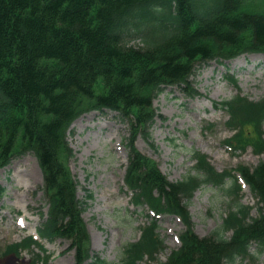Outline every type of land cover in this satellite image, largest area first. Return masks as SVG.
<instances>
[{"label":"trees","instance_id":"1","mask_svg":"<svg viewBox=\"0 0 264 264\" xmlns=\"http://www.w3.org/2000/svg\"><path fill=\"white\" fill-rule=\"evenodd\" d=\"M136 37L140 44L133 45ZM253 52H264V0H0V166L16 154L36 156L49 204L40 235L68 241L74 264H243L253 244L264 252V160L235 168L258 200L253 216L240 202L231 169L217 170L206 154L193 151L194 173L172 181L134 146L138 134L150 136L158 115L153 99L163 87L178 86L193 97L200 65ZM216 106L228 113L234 132L225 143L232 152L250 145L264 153V99L235 94ZM103 109L128 127L124 181L132 202L177 215L184 224L181 245L164 260L157 257L166 247L158 220L150 217L139 239L123 245L119 262L90 254L85 203L66 164L72 156L66 136L77 117ZM202 185L230 200L221 224L199 236L187 203ZM31 243L27 237L2 254L15 255L17 245ZM21 264H39V256Z\"/></svg>","mask_w":264,"mask_h":264},{"label":"rangeland","instance_id":"2","mask_svg":"<svg viewBox=\"0 0 264 264\" xmlns=\"http://www.w3.org/2000/svg\"><path fill=\"white\" fill-rule=\"evenodd\" d=\"M131 43L140 44V40L136 37ZM192 81L198 93L193 97H186L178 86L163 87L153 99L158 115L149 128L150 136L145 139L138 134L135 148L154 159L172 181L194 173L193 151L206 154L217 170L239 165L252 168L264 160V153L256 154L250 145L233 153L228 150L224 142L232 137L233 130L227 127L228 113L216 106L238 93L250 100L264 99V54L243 53L228 63L215 59L200 65ZM128 135L127 124L121 123L116 113L93 110L77 117L66 136L72 150L66 164L77 183V196L85 203L82 217L91 253L113 263L119 262L123 245L139 238V227L146 223L149 213L131 204L124 187ZM41 185L42 173L32 152L16 154L0 166V264L7 258L14 264L17 259L12 254H2L5 246L41 228L49 208ZM88 193L92 196L88 197ZM229 200L219 188H198L187 203L194 232L203 236L217 228L229 209ZM240 201L256 215L249 189L242 190ZM20 215L25 227L16 222ZM182 229L181 220L173 215H163L158 220V232L167 246L159 254L160 259L164 260L179 245L178 233ZM41 243L50 264H74L68 241L42 238ZM254 247L255 244L249 249L252 257H245L243 264H264V252L256 253ZM27 251L19 255L24 261L31 256Z\"/></svg>","mask_w":264,"mask_h":264}]
</instances>
